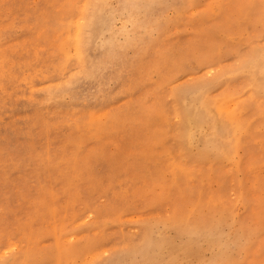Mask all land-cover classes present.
Returning <instances> with one entry per match:
<instances>
[{"label": "rangeland", "instance_id": "374dc122", "mask_svg": "<svg viewBox=\"0 0 264 264\" xmlns=\"http://www.w3.org/2000/svg\"><path fill=\"white\" fill-rule=\"evenodd\" d=\"M263 14L0 0V264H264Z\"/></svg>", "mask_w": 264, "mask_h": 264}, {"label": "bare ground", "instance_id": "6f19581e", "mask_svg": "<svg viewBox=\"0 0 264 264\" xmlns=\"http://www.w3.org/2000/svg\"><path fill=\"white\" fill-rule=\"evenodd\" d=\"M70 1H71V0H70ZM72 1H73V0H72ZM81 1H82V0H81ZM135 1H137V0H135ZM188 1H189V0H188ZM217 1H218V0H217ZM123 2H124V1H123ZM129 2H131V1H129ZM133 2H134V1H133ZM215 2H216V1H215ZM252 2H253V0H252ZM19 3H20V2H19ZM75 3H76V2H75ZM184 3H185V2H184ZM257 3H258V1H257ZM259 3H260V1H259ZM91 4H92V3H91ZM234 4H235V3H234ZM70 5H71V4H70ZM77 5H78V4H77ZM211 5H212V4H211ZM259 5H260V4H259ZM259 5L257 6V8L259 7ZM21 6H22V5H21ZM185 6H186V3H185ZM249 6H250V5H249ZM253 6H254V4H253ZM25 7H26V6H25ZM72 7L74 8V5H73ZM76 7H77V6H76ZM79 7H80V6H79ZM90 7H92V6L90 5ZM93 7H94V6H93ZM247 7H248V6H247ZM73 8H72V9H73ZM222 8H223V7H222ZM76 9H77V8H76ZM255 9H256V8H255ZM87 10H88V9H87ZM89 10H91V9H89ZM191 10H193V9H191ZM189 11H190V10H189ZM75 12H77V11H75ZM92 12H93V10L91 11V13H92ZM87 13H88V11H87ZM87 13H86V14H87ZM91 13H89V14H91ZM40 14H41V13H40ZM75 14H76V13H75ZM86 14H85V15H86ZM205 14H206V13H205ZM85 15H84V16H85ZM227 15H228V14H227ZM232 15H233V14H232ZM234 15H235V14H234ZM263 15H264V14H263ZM69 16H70V15H69ZM72 16H74V14H73ZM158 16H160V15H158ZM186 16H187V15H186ZM209 16H211V15H209ZM237 16H238V15H237ZM26 17H27V16H26ZM89 17H90V16H89ZM184 17H185V16H184ZM225 17H227V16L225 15L224 18H225ZM232 17H234V16H232ZM238 17H239V16H238ZM60 18H62V17H60ZM85 18H86V17H85ZM235 18H236V17H234V18H232V19L235 20ZM261 18H262V17H261ZM251 19H252V17H251ZM259 19H260V18H259ZM259 19L256 18L257 21H258ZM59 20H60V19H59ZM183 20H184V19H183ZM225 20H226V19H225ZM234 20H232V21H234ZM249 20H250V18H249ZM254 20H255V19H254ZM85 21H86V19H85ZM189 21H190V19H189ZM232 21H231V22H232ZM89 22H90V21H89ZM63 23H64V22H63ZM70 23H71V22H70ZM179 23H180V22H179ZM182 23H183V21H182ZM199 23H200V22L198 21V23H196V25L199 24ZM226 24H227V23H226ZM86 25H87V24H86ZM90 25H91V24H89V25H87V26H90ZM199 25H200V24H199ZM201 25H202V24H201ZM224 25H225V23H224ZM224 25H223V26H224ZM227 25H228V24H227ZM12 26H13V25H12ZM248 26H250V25H248ZM71 27H72V26H71ZM161 27H162V26H161ZM199 27H200V26H199ZM202 27H203V26H202ZM225 27H226V26H225ZM243 27H245V26H243ZM28 28H29V27H28ZM226 28H227V27H226ZM162 29H163V28H162ZM205 29H207V28H205ZM223 29H225V28H223ZM227 29H228V28H227ZM230 29H231V28H230ZM198 30L201 31L202 29H198ZM198 30H197V31H198ZM173 31H174V30H173ZM200 31H199V33H198V34H199L198 36H201L200 33H203L202 31H201V32H200ZM60 32H61V31H60ZM82 32H84V31H82ZM168 32H169V31H168ZM204 32H205V31H204ZM236 32H238V31H236ZM57 33H58V32H57ZM252 33H253V32H252ZM233 34H234V33H233ZM236 34H238V33H236ZM250 34H251V33H250ZM84 35H85V34H84ZM87 35H88V34H87ZM251 35H252V34H251ZM64 36H65V35H64ZM170 36H172V35H170ZM69 37H70V36H69ZM85 37H86V36H85ZM88 37H89V36H88ZM204 37H205V36H204ZM86 38H87V37H86ZM86 38H85V39H86ZM201 38H202V37H201ZM66 39H67V38H66ZM69 39H70V38H69ZM85 39H84V40H85ZM160 39H161V38H160ZM162 39H163V38H162ZM209 39H211V38H209ZM23 40H24V39H23ZM87 40H88V38H87ZM89 40H90V39H89ZM163 40H164V39H163ZM216 40H218V39H216ZM263 40H264V39H263ZM263 40H262V41H263ZM64 41H65V40H64ZM211 41H212V39H211ZM220 41H221V40H220ZM245 41H246V40H245ZM59 42H61V41H59ZM62 42H63V41H62ZM78 42H79V41H78ZM81 42H83V40H81L80 43H81ZM84 42H85V41H84ZM84 42H83V43H84ZM206 42H208V41H206ZM221 42H222V41H221ZM242 42H243V41H242ZM211 43H212V42H211ZM252 43H253V42H252ZM260 43H261V42H260ZM56 44H57V43H56ZM60 44H61V43H60ZM13 45H14V44H13ZM84 45H85V43H84ZM260 45H261V44H260ZM82 46H83V45H82ZM85 46H86V45H85ZM58 47L60 48L59 45H58ZM80 47H81V45H80ZM86 47H87V46H86ZM247 48H248V47H247ZM247 48H246V49H247ZM25 49H27V48H25ZM43 49H44V48H43ZM77 49H78V47H77ZM81 49H82V47H81ZM83 49H84V48H83ZM78 51H79V50H78ZM250 51L252 52V50H250ZM55 52H56V51H55ZM81 52H82V51H81ZM210 52H211V51H210ZM241 52H242V51H241ZM241 52H240V53H241ZM50 53H51V52H50ZM160 53H161V52H160ZM249 53H250V52H249ZM81 54H83V53H81ZM132 54H133V52H132ZM242 54H244V50H243ZM246 54H247V53H246ZM60 55H61V54H60ZM244 55H245V54H244ZM250 55H251V54H250ZM73 56H74V55H73ZM107 56H109V55H107ZM107 56H106V57H107ZM248 56H249V55H248ZM77 57H79V56H77ZM128 57H129V56H128ZM241 57H242V56H241ZM249 57H250V56H249ZM251 57H253V56H251ZM63 58H64V61H65V57H63ZM74 58H75V57H74ZM97 58H98V57H97ZM103 58H105V57H103ZM103 58H102V59H103ZM109 58H110V56H109L107 59H109ZM243 58H244V57H243ZM245 58H246V57H245ZM75 59H77V58H75ZM85 59H86V58H85ZM250 59H251V58H250ZM67 60H68V59H67ZM78 60H79V59H78ZM86 60H87V59H86ZM89 60H90V58H89ZM151 60H153V59H151ZM151 60H150V63H153V61H151ZM41 61H42V60H41ZM74 61H75V60H74ZM95 61H96V59H95ZM162 61H163V60H162ZM237 61H239V60L237 59ZM237 61H236V62H237ZM245 61H246V60H245ZM97 62H99V61H97ZM101 62H102V61H101ZM240 62L243 63L242 60H241ZM63 63H64V62H63ZM102 63H103V62H102ZM237 63H238V62H237ZM241 63H240L239 65H241ZM8 64H9V63H8ZM57 64H59V63H57ZM93 64H95V62H93ZM222 64H223V63H222ZM84 65H85V64H84ZM86 65H87V64H86ZM90 65H91V63H90ZM152 65H153V64H152ZM162 65H163V64H162ZM52 66H53V65H52ZM92 66H93V65H92ZM96 66H97V65L95 64V67H96ZM148 66H150V65H148ZM58 67H59V66H58ZM72 67H75V65L72 66ZM76 67H77V66H76ZM78 67H79V66H78ZM80 67H81V66H80ZM89 67H90V66H89ZM97 67H98V66H97ZM97 67H96V68H97ZM102 67H103V66H102ZM150 67H151V66H150ZM241 67H242V65H241ZM54 68H55V67H54ZM56 68H57V67H56ZM60 68H61V67H60ZM83 68H84V67H83ZM142 68H143V67H142ZM236 68H237V67H236ZM89 69H91V68H89ZM92 69H93V68H92ZM207 69H209V67H207ZM77 70H78V69H77ZM73 71H74V70H73ZM75 71H76V70H75ZM85 71H86V70H85ZM87 71H89V70H87ZM141 71H142V70H141ZM145 71H146V70H145ZM147 71H149V70H147ZM147 71H146V72H147ZM168 71H169V70H168ZM168 71H167V73H168ZM211 71H212V70H211ZM64 72H65V71H64ZM70 72H71V71H70ZM143 72H144V71H143ZM68 73H69V72H68ZM80 73H81V72H80ZM84 73H87V72H84ZM84 73H83V74H84ZM89 73H90V71H89ZM165 73H166V71H165ZM207 73H208V72H207ZM60 74H61V72H60ZM81 74H82V73H81ZM90 74H92V70H91V73H90ZM144 74H145V73H144ZM144 74H143V75H144ZM224 74H225V73H224ZM66 75H67V74H66ZM87 75H88V74H87ZM143 75L141 74L140 76H143ZM222 75H223V74H222ZM79 76H80V74H79ZM82 76H83V75H82ZM220 76H221V75H220ZM220 76H219V77H220ZM74 77H75V76H74ZM88 77H89V75H88ZM146 77H147V76H146ZM219 77H218V78H219ZM222 77H223V76H222ZM84 78H85V77H84ZM89 78H90V77H89ZM220 78H221V77H220ZM245 78H246V77H245ZM245 78L243 77L242 79H245ZM87 79H88V78H87ZM145 79H146V78H145ZM168 79H169V78H168ZM67 80H68V79H67ZM74 80H75V79H74ZM74 80H73V81H74ZM208 80H209V79H208ZM214 80H216V77H215ZM65 81H66V80H65ZM73 81H72V82H73ZM209 81H210V80H209ZM212 81H213V80H212ZM239 81H240V80H239ZM20 82H21V81H20ZM72 82H71V83H72ZM74 82H75V81H74ZM206 82H207V84H208V81H206ZM210 82H211V81H210ZM210 82H209V84H210ZM243 82H244V81H243ZM246 82H247V81H246ZM65 83H66V82H65ZM71 83H70V84H71ZM199 83L201 84V82H199ZM193 85H194V84H193ZM193 85H192V86H193ZM195 85H196V84H195ZM203 85H204V84L202 83V87H203ZM205 85H206V83H205ZM224 85H225V87L227 86L226 84H224ZM224 85H222V86L224 87ZM243 85H244V83H243ZM179 86H180V85H179ZM181 86H182V85H181ZM190 86H191V85H190ZM190 86H189V87H190ZM197 86H198V84H197ZM206 86H207V85H206ZM244 86H245V85H244ZM246 86H247V85H246ZM46 87H47V86H46ZM69 87H70V86H69ZM126 87H127V86H126ZM130 87H131V86H130ZM170 87H171V86H169V88H170ZM183 87H184V86H183ZM185 87H187V86H185ZM198 87H199V86H198ZM200 87H201V85H200ZM225 87H224V88H225ZM97 88H98V87H97ZM127 88H128V87H127ZM167 88H168V87H167ZM176 88H177V87H176ZM187 88H188V87H187ZM193 88H195V86H194ZM60 89H61V88H60ZM180 89H181V88H180ZM183 89H184V88H183ZM228 89H229V87H228ZM231 89H232V88H231ZM178 90H179V88H178ZM187 90H189V88H188ZM212 90H213V89H212ZM225 90H226V89H225ZM225 90H223V91L221 90V92H224ZM232 90H233V89H232ZM168 91H169V89H168ZM170 91H172V90H170ZM170 91H169V92H170ZM248 91H249V90H248ZM2 92H3V91H2ZM172 92H173V91H172ZM172 92H171V94H174V92H173V93H172ZM176 92H177V91H176ZM189 92H190V91H189ZM230 92H232V91H230ZM233 92H235V91H233ZM233 92H232V93H233ZM251 92H252V91H251ZM98 93H99V92H98ZM212 93H213V92H212ZM227 93L229 94V92H227ZM238 93H239V92H238ZM238 93H237V94H238ZM99 94H100V93H99ZM171 94H169V95H171ZM175 94H176V93H175ZM214 94H215V92H214ZM214 94H212V96H215ZM216 94H217V93H216ZM225 94H226V93H225ZM228 94H227V95H228ZM230 94H231V93H230ZM230 94H229V95H230ZM219 95H220V94H219ZM233 95H234V94H233ZM250 95H251V94H250ZM210 96H211V95H210ZM221 96H222V95H221ZM255 96H256V95H255ZM139 97H140V95H139ZM216 97H217V96H216ZM247 97H249V96H247ZM171 98H172V97H171ZM171 98H170V99H171ZM230 98H231V97H230ZM241 98H242V97H241ZM237 99H238V98H236V102H237ZM242 99H244V98H242ZM242 99H241V100H242ZM260 99H263V98L261 97ZM100 100H101V99H100ZM171 100H172V99H171ZM248 100H249V99H247V101H248ZM263 100H264V99H263ZM223 101H224V100H223ZM242 101H244V100H242ZM250 101H251V100H250ZM174 103H175V102H173L172 104H174ZM217 103H218V102H217ZM217 103H216V104H217ZM219 103H220V102H219ZM238 103H240V102H238ZM136 104H137V103H136ZM161 104H162V103H161ZM220 104H221V103H220ZM220 104H219V105H220ZM242 104H243V103H242ZM256 104H257V102H256ZM233 105H234V104H233ZM151 106L153 107L154 104L151 105ZM151 106H150V108H151ZM174 106H175V105H174ZM174 106H173V107H174ZM234 106H235V105H234ZM239 106H240V105H239ZM125 107H126V106H125ZM166 107H167V106H166ZM175 107H176V106H175ZM227 107H228V104H227ZM229 107H230V106H229ZM237 107H238V106H237ZM245 107L248 108L247 105H245ZM233 108H234V107H233ZM256 108H258V107H256ZM260 108L263 109L264 107H260ZM117 109H118V107H117ZM119 109H120V108H119ZM153 109H155V108H153ZM227 109H228V108H227ZM75 110H76V109H75ZM176 110H177V109H176ZM228 110H229V109H228ZM231 110H232V109H231ZM72 111H73V110H72ZM117 111H118V110H117ZM177 111H178V110H177ZM233 111H234V110H233ZM253 111H254V110H253ZM253 111H252V113H253ZM259 111H263V110H259ZM68 112H69V111H68ZM175 112H176V111H175ZM224 112H225V111H224ZM231 112H232V111H230V114H231ZM235 112H236V111H235ZM249 112H251V111H249ZM92 113H93V112H92ZM124 113H125V112H124ZM154 113H155V112H154ZM156 113H157V112H156ZM222 113H223V112H222ZM252 113H251V114H252ZM107 114H108V113H107ZM177 114H178V113H177ZM249 114H250V113H249ZM251 114H250V115H251ZM253 114H254V116H255V113H253ZM117 115H118V114H117ZM221 115H222V114H221ZM225 115H226V112H225ZM228 115H229V114H228ZM245 115H246V114H245ZM90 116H91V115H90ZM176 116H177V115H176ZM251 116H252V115H251ZM254 116H253V117H254ZM103 117H105V113H104V116H103ZM103 117H102V118H103ZM237 117H238V116H237ZM239 117H241V116H239ZM239 117H238V118H239ZM242 117L246 118V117H249V116H248V114H247L246 117H245V116H242ZM98 118H99V116H98ZM113 118H115V117H113ZM160 118H161V117H160ZM174 118H175V117H174ZM174 118H173V119H174ZM177 118H178V116H177ZM201 118H202V117H201ZM227 118H228V117H227ZM250 118H251V117H250ZM93 119H94V118H93ZM103 119H104V118H103ZM173 119H172V121H173ZM235 119H236V118H235ZM246 119H247V118H246ZM82 120H83V119H82ZM94 120H95V119H94ZM99 120H100V119H99ZM138 120H139V119H138ZM83 121H85V120H83ZM102 121H103V120H102ZM144 121H145V120H144ZM247 121H248V120H247ZM258 121H260V120H258ZM96 122H97V120H96ZM169 122H170V121H169ZM176 126H177V128H178V125H176ZM105 127H106V126H105ZM78 128H80V127H78ZM171 129H172V128H171ZM171 129H170V130H171ZM173 129H175V128L173 127ZM177 130H178V129H177ZM241 130H242V129H241ZM171 131H172V130H171ZM175 132H176V130H175ZM178 133H179V132H178ZM260 134H261V133H260ZM262 134H263V133H262ZM86 135H88V134H86ZM173 136H174V134H173ZM74 137H75V136H74ZM84 137H85V136H84ZM175 137H177V136H175ZM257 138H259V137H257ZM257 138H256V139H257ZM74 139H75V138H74ZM83 139H85V138H83ZM86 140H87V139H86ZM244 140H246V139H244ZM248 140H249V138H248ZM262 140H263V139H262ZM72 141H73V140H71V142H72ZM83 141H84V140H83ZM83 141H82V142H83ZM88 141H89V140H88ZM74 142H75V141H74ZM241 142H242V141H241ZM243 142H244V141H243ZM85 143H86V142H85ZM83 144H84V143H83ZM176 146H177V144H176ZM98 149H100V148H98ZM241 149H242V148H241ZM85 150H86V149H85ZM178 150H180L179 147H178ZM89 151H90V149H89ZM161 151H162V150H161ZM73 152H74V151H73ZM178 152H179V151H178ZM178 152H177V153H178ZM95 153H96V152H95ZM85 154H86V153H85ZM179 154H181V153L179 152ZM237 154H238V153H237ZM82 155H83V154H82ZM261 155H262V154H261ZM183 157H184V155H183ZM77 158H79V157H77ZM181 158H182V157H181ZM181 158H180V159H181ZM235 158H236V157H235ZM180 159L177 160V162H179ZM184 159H185V157H184ZM233 159H234V158H233ZM190 160H192V159H190ZM258 160L260 161V159H258ZM182 161H183V160H182ZM193 161H194V160H193ZM189 162H191V161H189ZM197 162H198V161H197ZM197 162H195V163H197ZM254 162H255V161H254ZM179 163H181V162H179ZM186 163H187V161H186ZM193 163H194V162H192V164H193ZM195 163H194V164H195ZM199 163H200V162H199ZM199 163H198V165H200ZM249 164H250V162H249ZM251 164H252V163H251ZM177 165H178V164H177ZM182 165H183V163H182ZM184 165H185V164H184ZM213 165H214V164H213ZM180 166H181V164H180ZM186 166H187V164H186ZM241 166H243V165H241ZM241 166H240V167H241ZM229 167H230V165H229ZM180 168H181V167H180ZM241 168H243V167H241ZM241 168H240V169H241ZM246 168H247V166H246ZM246 168H245V169H246ZM193 169H194V168H193ZM240 169H239V170H240ZM209 170H210V169H209ZM230 171H231V169H230ZM242 171H243V170L241 169V172H242ZM222 173H223V172H222ZM244 173H245V171H244ZM192 174H193V173H192ZM218 174H219V173H218ZM195 175H196V174H195ZM166 176H167V175H166ZM193 177H194V176H193ZM228 177H229V176H228ZM194 178H195V177H194ZM233 178H234V177H233ZM247 178H248V177H247ZM183 179H184V178H183ZM211 181H212V180H211ZM248 181H249V179H248ZM117 182H118V181H117ZM218 183H219V182H218ZM234 184H235V183H234ZM234 184H232V185H234ZM248 184H250V183H248ZM197 188H198V187H197ZM210 188H211V187H210ZM225 189H226V188H225ZM248 190H249V189H248ZM250 190H251V189H250ZM226 194H227V193H226ZM122 195H123V194H122ZM227 195H228V194H227ZM255 195H256V194H254V196H255ZM209 196H210V195H208V197H209ZM212 196H213V195H212ZM212 196H211L210 198H212ZM256 196H258V195H256ZM213 197H214V196H213ZM216 197H217V196H216ZM214 198H215V197H214ZM219 198H220V197H219ZM227 198H228V196H227ZM259 198H260V197H259ZM255 199H256V198H255ZM262 199H263V198H262ZM211 200H213V198H212ZM233 200H234V199H233ZM263 200H264V199H263ZM204 201H205V200H204ZM207 201H208V200H207ZM207 201H206V202H207ZM215 201H216V199H215ZM221 201H222V200H221ZM226 201H227V200H226ZM255 201H257V199H256ZM209 202H210V200H209ZM257 202H258V201H257ZM257 202H256V203H257ZM259 203H260V202H259ZM206 204H207V203H206ZM209 204H210V203H209ZM212 204H213V203H212ZM215 204H216V203H215ZM218 204H219V202H218ZM231 204H232V203H231ZM257 204H258V203H257ZM220 205H221V204H220ZM227 206H228V205H227ZM250 206H251V205H250ZM250 206H249V208H250ZM209 207H210V206H209ZM251 207H253V206H251ZM192 208H194V207H192ZM249 208H248V209H249ZM251 209H252V208H251ZM253 209H254V208H253ZM262 209H263V207H262ZM212 210H213V209H212ZM218 210H219V209H218ZM221 210H224V209H221ZM260 210H261V209H260ZM253 211H255V209H254ZM216 212H217V211H216ZM256 212H257V211H256ZM263 212H264V211H263ZM187 213H188V212H187ZM213 213H215V211H214ZM218 213H219V212H218ZM247 213H248V211H247ZM258 213H259V212H257V214H258ZM261 213H262V212H260V214H261ZM174 214H175V213H174ZM178 214H179V213H178ZM244 214H245V213H244ZM89 215H90V214H89ZM198 215H199V214H198ZM202 215H203V213H202ZM247 215H248V214H247ZM247 215H246V216H247ZM250 215H251V214H250ZM92 216H93V215H92ZM167 216H169V215H167ZM167 216H166V217H167ZM173 216H174V215H173ZM154 217H155V216H154ZM170 217H171V215H170ZM206 217H207V215H206ZM156 218H157V217H156ZM181 218H182V217H181ZM254 218H255V217H254ZM148 219H149V218H148ZM168 219H169V217H168ZM256 219H257V218H256ZM258 219H260V218H258ZM261 219H263V218H261ZM261 219H260V220H261ZM105 220H106V219H105ZM203 222H204V221H203ZM255 222L257 223V220H256ZM260 223H261V222H260ZM66 224H67V223H66ZM55 226H56V225H55ZM73 227H74V225H73ZM50 228H51V226L49 227V229H50ZM207 229H208V228H207ZM119 231H120V230H119ZM120 232H121V231H120ZM128 232H129V231H128ZM248 232H249V231H248ZM90 234H91V233H90ZM93 234H94V233H93ZM99 235H100V234H99ZM99 235H98V236H99ZM245 235H247V234H245ZM79 236H80V235H79ZM72 239H73V238H72ZM64 242H65V241H64ZM125 244L128 245V243H125ZM125 244H124V245H125ZM121 247L124 248L123 245H121ZM126 247H127V246H126ZM10 248H12V249H10V250H13V249H14L13 247H10ZM128 248H129V247H128ZM187 248H188V247H187ZM6 250H7V249H6ZM4 251H5V250H4ZM104 251H106V250H104ZM9 252H10V251H9ZM100 252H101V250H100ZM2 253H4V252H2ZM101 254H102V253H101ZM103 254H105V253L103 252ZM2 255H3V254H2ZM96 255H97V254H96ZM96 255H95V256H96ZM99 255H100V253H99ZM3 256H6V255H3ZM92 257H93V255H92ZM213 258H214V257H213ZM85 259H86V258H85ZM87 259H90V258L87 257ZM91 260H92V259H91ZM90 262H91V261H90ZM82 263H84V262H82ZM211 263H212V262H211ZM80 264H81V263H80ZM223 264H224V263H223Z\"/></svg>", "mask_w": 264, "mask_h": 264}]
</instances>
